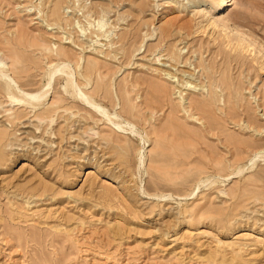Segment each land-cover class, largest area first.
Segmentation results:
<instances>
[{"label": "rangeland", "instance_id": "obj_1", "mask_svg": "<svg viewBox=\"0 0 264 264\" xmlns=\"http://www.w3.org/2000/svg\"><path fill=\"white\" fill-rule=\"evenodd\" d=\"M230 4L0 0V264H264V71L201 28L264 58V0Z\"/></svg>", "mask_w": 264, "mask_h": 264}, {"label": "bare ground", "instance_id": "obj_2", "mask_svg": "<svg viewBox=\"0 0 264 264\" xmlns=\"http://www.w3.org/2000/svg\"><path fill=\"white\" fill-rule=\"evenodd\" d=\"M232 0H221V6H220V9H222L223 7H225V6H227V5H230L231 6V4H230V2H231ZM144 5H142V7H143ZM54 11V10H53ZM214 16V15H213ZM224 19H218V17L217 18H212V19H210V20H208V22L205 24V25H202L201 26V28H202V30L203 29H206L207 30V28H209V27H211L214 31H216V30H218V31H220V32H223L222 34H220L219 35V37L221 36V40H222V42H223V44H224V46H225V48H227V50H228V53H229V51L231 52V54L233 53L232 51H234V52H240V54H241V52H244V54H245V52H250V53H252V52H254V53H252V54H254V56L252 57V59H250V60H252L253 62H255V63H257L258 64V66L260 67L259 69H261L262 71H264V58H263V54H262V56H261V53L262 52H260L261 50H257L256 51V49H258V48H256V46H255V43L257 44L258 42H256L257 40H255V38L251 35V34H249L248 32L246 33V32H244V31H242L236 24H233L232 26H230V20L229 19H227V18H225V17H223ZM73 21V20H72ZM75 22V21H74ZM74 22H73V24H74ZM187 23V22H186ZM176 24V23H175ZM185 24V23H184ZM189 24V23H188ZM188 24H187V26H188ZM171 25V24H170ZM178 25V24H177ZM180 25V24H179ZM190 25V24H189ZM201 25V24H200ZM173 26V25H172ZM183 26H185L186 27V25H181L180 26V30H186V28H184ZM104 27V26H103ZM174 27H176V26H174ZM178 27V26H177ZM176 27V28H177ZM182 27V28H181ZM173 28V27H172ZM191 28V25H190V27L188 26V29H190ZM175 29V28H174ZM173 29V30H174ZM163 30V29H162ZM228 30H230V31H228ZM175 31V30H174ZM212 31V30H211ZM163 32V31H162ZM161 32V33H162ZM169 32V31H168ZM181 32V31H180ZM179 32V33H180ZM188 32V31H187ZM187 32H185L186 33V36H187ZM164 33V32H163ZM214 33V32H213ZM219 33V32H218ZM234 33V34H233ZM177 34V33H176ZM181 34V33H180ZM182 34H183V32H182ZM169 35H171V34H169ZM190 35V34H189ZM164 36V35H163ZM173 36V35H172ZM182 36H184V35H182ZM126 37V36H125ZM168 37V36H167ZM164 38H166V37H164ZM215 40H217L216 38H215ZM261 43V42H260ZM260 43H259V45H260ZM261 45H263V44H261ZM174 46H175V44H174ZM221 46H223V45H221ZM176 47V46H175ZM167 48V47H166ZM165 48V49H166ZM171 48H173V46L171 47ZM224 48V47H223ZM262 48L264 49V46H262ZM175 49V48H174ZM174 49H173V51H174ZM168 50H170V49H168ZM224 51H225V49H223ZM227 50H226V52H227ZM173 51H172V53H173ZM223 51V52H224ZM221 53H222V51H220ZM67 53V52H66ZM220 53V54H221ZM170 54V53H169ZM168 54V55H169ZM237 54V53H236ZM236 54H234V55H236ZM239 54V53H238ZM237 54V55H238ZM239 54V55H240ZM171 55V54H170ZM176 55V54H175ZM179 55V54H178ZM181 55V54H180ZM222 55V54H221ZM224 55H225V53H224ZM228 55H230V53L228 54ZM172 56H173V54H172ZM232 56H233V54H232ZM241 56H243L242 54L239 56V57H241ZM174 57V56H173ZM178 57V56H177ZM180 57V56H179ZM238 57V56H237ZM238 57V58H239ZM182 58V57H181ZM228 58V57H227ZM237 58V59H238ZM175 59V58H174ZM183 59H185V58H183ZM190 59V58H189ZM189 59H186V61L187 60H189ZM229 59H230V57H229ZM176 60V59H175ZM179 60V59H178ZM233 60V59H232ZM174 61V60H173ZM186 61H184V62H186ZM203 61V60H202ZM229 61V60H228ZM234 61V60H233ZM252 61H250V63L252 62ZM181 62V61H180ZM201 62V61H200ZM200 62L198 63V65L200 64ZM204 62V61H203ZM230 62V61H229ZM236 62V61H235ZM177 63V62H176ZM188 63V62H187ZM191 63V62H190ZM67 64H69V63H65V64H63L62 66L60 65V66H58V67H56V70L53 72V74H52V76H54V74H56V73H58V72H61V71H64L65 72V74L68 76V82L67 83H69L71 86H72V89H74V91L73 92H76V97H78V98H80L81 99V101H83L84 103H86V104H88V105H90V106H92L93 108H95V109H97L99 112H101V113H105L106 115H108V113H106L105 111L103 112V110H102V108H101V106L98 104V103H96V101H94V99H92L90 96H88L86 93H84V92H82L81 91V89L79 88L78 90H77V82L74 80V74H73V72H72V70H71V68H70V64L69 65H67ZM254 64V63H253ZM204 65V64H203ZM202 65V66H203ZM231 65V64H230ZM190 66H191V64H190ZM194 66H195V64H194ZM200 66V65H199ZM211 66V65H210ZM232 66V65H231ZM254 65H252V67H253ZM164 67V66H163ZM167 67V66H166ZM207 67V66H206ZM205 67V68H206ZM237 67V66H236ZM249 67V66H248ZM247 67V68H248ZM252 67L250 68H248L249 70H252ZM204 68V67H203ZM211 68V67H210ZM212 69V68H211ZM164 70L166 71V70H168L169 72H166V74H168V75H170L171 76V78H173L174 79V81H172L173 83H175L176 81H178L179 82V79H177L176 78V73H172V71H170V69L168 68V69H166V68H164ZM204 70V69H203ZM206 70H208V68L206 69ZM227 70V69H226ZM164 71V72H165ZM225 71V70H224ZM63 72V73H64ZM93 72V71H92ZM192 72V71H191ZM190 71H189V74H187L188 76H190V75H193L194 76V74L193 73H191ZM206 72V71H205ZM213 72V71H212ZM227 72V71H226ZM86 73H88V72H86ZM184 73L186 74V71H184ZM188 73V72H187ZM211 74V73H210ZM224 74V73H223ZM2 75H5V73L2 71V70H0V76H2ZM83 75H85V74H83ZM90 75H92L93 76V74H90ZM226 75V74H225ZM86 76H88V75H86ZM85 76V77H86ZM193 76H191V77H193ZM84 77V76H83ZM84 77V78H85ZM184 77H186L187 78V76H184ZM54 78V77H53ZM83 78V79H84ZM220 78V77H219ZM92 79V78H91ZM225 79H226V77L224 78H221V79H219V81H221L222 82V85L224 84V83H227V81H229V80H227V81H225ZM52 80V79H51ZM77 80V79H76ZM85 80V79H84ZM211 80V79H210ZM87 81V80H86ZM89 81V80H88ZM92 81V80H91ZM215 81V80H214ZM80 82V81H79ZM212 82V81H211ZM66 83V84H67ZM185 82H182V84H184ZM186 85L189 87V89L191 90V88H198V86H201V84H199V83H194V82H192L191 81V79L189 78L188 80H186ZM193 83L195 84V85H193ZM229 83V82H228ZM227 83V84H228ZM50 84H51V81H50ZM221 84V83H220ZM49 85V84H48ZM69 85V86H70ZM86 85H87V83H86ZM85 85V86H86ZM89 85V84H88ZM174 86L173 87H175V84H173ZM203 85H205V84H203ZM225 85V88H226V84H224ZM230 85H231V83H230ZM229 84H228V88H229V86H230ZM185 85H183L182 87H184ZM186 86V87H187ZM206 86V85H205ZM232 86V85H231ZM79 87V86H78ZM178 87V86H177ZM176 87V88H177ZM69 88V87H68ZM97 88H98V86H97ZM179 89H180V87H178ZM227 88V89H228ZM71 89V88H70ZM71 89V90H72ZM96 89V88H95ZM161 89H163V88H161ZM170 89V88H169ZM182 89V88H181ZM200 89H204L203 87L201 88L200 87ZM231 89V88H230ZM69 90V89H68ZM160 90V89H159ZM164 90V89H163ZM183 90V89H182ZM185 90V89H184ZM187 90V89H186ZM165 91V90H164ZM171 91V90H170ZM179 91H181V90H179ZM230 91V90H229ZM21 92V98H34V97H38V94H28V93H24V92H22V91H20ZM160 93V92H159ZM169 93V90H168V92H167V94ZM70 94H71V92H70ZM69 94V95H70ZM74 94V93H73ZM161 94V93H160ZM164 94V93H163ZM165 95H166V93H165ZM182 95V94H181ZM180 95V96H181ZM74 96V95H73ZM183 96V95H182ZM35 99V98H34ZM183 100H184V97L182 98ZM35 101V100H34ZM193 102V101H192ZM191 102V103H192ZM197 102V101H196ZM195 103V102H194ZM201 103V102H200ZM193 104V103H192ZM192 104H190V105H192ZM195 104H197V103H195ZM199 104V103H198ZM194 106V105H193ZM198 106H200V105H198ZM201 106H203V105H201ZM192 107V106H191ZM191 107H186L185 105H184V107H183V110L185 109V110H188V109H190ZM196 107V106H195ZM110 115V114H109ZM108 115V116H109ZM117 116V114H114L113 116H109V120H111V121H114L115 122V117ZM118 125H120V124H118ZM54 134V133H53ZM52 138V137H51ZM49 143H51V142H49ZM52 143H54L53 141H52ZM50 145V144H49ZM78 146V145H77ZM34 149V148H33ZM36 149H38L39 150V148H36Z\"/></svg>", "mask_w": 264, "mask_h": 264}]
</instances>
